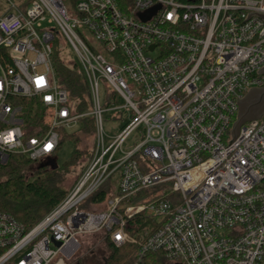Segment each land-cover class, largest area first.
I'll list each match as a JSON object with an SVG mask.
<instances>
[{
    "label": "built area",
    "instance_id": "obj_1",
    "mask_svg": "<svg viewBox=\"0 0 264 264\" xmlns=\"http://www.w3.org/2000/svg\"><path fill=\"white\" fill-rule=\"evenodd\" d=\"M261 16L264 0H0V164L58 157L61 131L95 125L55 210L30 230L0 213V264H81L90 235L137 246L133 264H264V116L232 135L239 102L264 88ZM58 38L82 67L86 112L60 85ZM19 98L42 111L35 135ZM105 114L119 134H105Z\"/></svg>",
    "mask_w": 264,
    "mask_h": 264
},
{
    "label": "trees",
    "instance_id": "obj_2",
    "mask_svg": "<svg viewBox=\"0 0 264 264\" xmlns=\"http://www.w3.org/2000/svg\"><path fill=\"white\" fill-rule=\"evenodd\" d=\"M54 58L60 85L69 92L78 112L88 111L90 94L80 63L77 59L69 63L58 45ZM17 102L22 105L26 114L27 134L35 135L31 127L41 126L44 121L38 102L26 98H19ZM81 136L94 139L95 125L92 118L84 120L81 130L77 133L61 131L60 148L68 140L73 141L76 147L70 160L63 165L59 164L57 170L39 168V164L22 155H12L6 164H0V213L11 214L30 230L55 210L65 200L70 190L62 187L64 175L69 172V167L82 157L77 145ZM92 147L85 155L86 161L78 176L92 155ZM106 194L107 186H104L92 196L91 201H104ZM129 229L131 230V227ZM107 245L110 255L107 256L106 264H133L137 246L134 244L116 246L110 241ZM80 263L84 264L81 259Z\"/></svg>",
    "mask_w": 264,
    "mask_h": 264
},
{
    "label": "rangeland",
    "instance_id": "obj_3",
    "mask_svg": "<svg viewBox=\"0 0 264 264\" xmlns=\"http://www.w3.org/2000/svg\"><path fill=\"white\" fill-rule=\"evenodd\" d=\"M70 2H67V5H69ZM57 45L62 48V50L65 53V57L69 63H73L74 60H76L75 55L72 53V50L67 45V43L62 39L56 40ZM98 52L102 53L104 57H106L109 61H114L112 55L110 53H107L103 50L102 47L97 46ZM130 86L132 89H136L137 87L130 83ZM105 86L102 84V91H104ZM127 114L124 115V119H126ZM124 126L123 120H119L116 118H111L109 114H105L104 116V132L107 136H115L119 134L120 130ZM143 128H139L137 131H135L132 136L128 139L124 146V150L132 149L134 146H137L142 142V136L140 132ZM81 130V126H75L73 127L69 132L71 133H77ZM67 132V133H69ZM78 149L80 152H82V157L79 159L73 166L69 167V172L64 175V183L62 184V187L66 190L71 189L76 181V178L78 174L80 173V170L82 166L84 165L86 158L85 155L89 153V150L92 147V143L94 139L88 138V136H81L78 138ZM75 144L73 141H66L63 146L59 149L58 152V158H59V164L63 165L65 162L70 160L72 153L75 149ZM49 168V167H48ZM118 186L117 178H114L113 182V192L112 194L108 196V200H111L116 195V188ZM90 200L84 203L83 206L80 208H83L85 210H89L91 212H94L96 208H91ZM97 210H105V207L97 208ZM106 250V252H105ZM110 255V251L108 249V245L104 243L103 236L101 235H90L84 240V246L80 253L78 254L77 261H83L84 264H102L106 262L107 256ZM73 264V263H72Z\"/></svg>",
    "mask_w": 264,
    "mask_h": 264
},
{
    "label": "water",
    "instance_id": "obj_4",
    "mask_svg": "<svg viewBox=\"0 0 264 264\" xmlns=\"http://www.w3.org/2000/svg\"><path fill=\"white\" fill-rule=\"evenodd\" d=\"M264 19V16H261ZM264 74V70H262ZM264 116V88L251 90L244 99L239 102V113L237 121L233 126L232 135L236 139L240 129L247 123L260 120ZM51 168L57 170L59 168V158H49L39 164V168ZM60 245V243H57Z\"/></svg>",
    "mask_w": 264,
    "mask_h": 264
}]
</instances>
